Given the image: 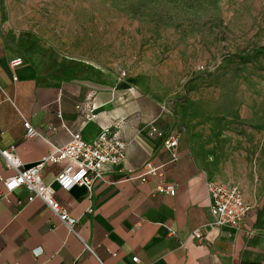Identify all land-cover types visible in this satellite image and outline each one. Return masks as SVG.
Returning <instances> with one entry per match:
<instances>
[{
	"label": "crops",
	"instance_id": "1",
	"mask_svg": "<svg viewBox=\"0 0 264 264\" xmlns=\"http://www.w3.org/2000/svg\"><path fill=\"white\" fill-rule=\"evenodd\" d=\"M2 18L0 149L13 146L29 166L65 145L69 132L90 142L102 128L127 146L124 161L107 167L90 192L79 185L65 191L55 184L65 162L45 166L42 181L55 188V199L75 219L71 229L41 199L28 201L24 187L0 195V264H254L247 253V215L238 227L214 226L205 186L218 179L204 170L182 135L178 159L170 162L162 140L150 132L154 124L163 133H178L159 96L144 90V79L116 81L101 73L55 79L25 59L11 68L17 35ZM25 120L43 136L25 137ZM147 161L165 164L174 195L155 191L157 177L138 178ZM13 173L0 156V175Z\"/></svg>",
	"mask_w": 264,
	"mask_h": 264
},
{
	"label": "rangeland",
	"instance_id": "2",
	"mask_svg": "<svg viewBox=\"0 0 264 264\" xmlns=\"http://www.w3.org/2000/svg\"><path fill=\"white\" fill-rule=\"evenodd\" d=\"M0 11L15 56L42 74L82 61L144 79L204 170L241 190L247 253L264 264V56H248L264 46V0H2Z\"/></svg>",
	"mask_w": 264,
	"mask_h": 264
},
{
	"label": "built area",
	"instance_id": "3",
	"mask_svg": "<svg viewBox=\"0 0 264 264\" xmlns=\"http://www.w3.org/2000/svg\"><path fill=\"white\" fill-rule=\"evenodd\" d=\"M22 62L23 60L20 57H14L10 62V66L14 68ZM124 76L125 72H122L121 77ZM57 117L61 118L60 111H57ZM86 117L89 119L90 115L88 114ZM23 127L25 137L43 136L29 121H23ZM60 127L65 128L62 123H60ZM50 128L55 131L57 126L51 125ZM150 132L162 140L164 148L170 153L169 161H176L178 159V133H163L154 124L150 126ZM69 135L70 139L65 145L55 147L53 151L41 156L29 166H25L19 159L13 146L0 149V156L5 164L14 171L8 177L0 175V183L4 189L0 192V195L4 197L17 188L24 187L29 192L28 201L34 198L41 199L51 212L71 229L75 219L69 216L66 209L55 199V188L51 184H45L42 181L43 169L47 164L65 162V165L54 179L55 184L65 191L79 185L90 192L93 183L102 179L104 170L107 167H117L124 161L127 143L117 138L108 128L100 129L96 137L90 142L85 141L78 132H69ZM164 166V163L155 165L147 161L144 163L143 171L138 178L144 182L147 177H157L159 181L155 191L174 195L175 185L166 181ZM205 187L210 201L213 225L217 227H238L249 211L241 190L234 184L220 180H209L206 182ZM89 212H91V209H89ZM192 234L197 239L201 236L198 230H194ZM85 249L93 252L86 245ZM132 260L136 262L137 258L133 257Z\"/></svg>",
	"mask_w": 264,
	"mask_h": 264
},
{
	"label": "trees",
	"instance_id": "4",
	"mask_svg": "<svg viewBox=\"0 0 264 264\" xmlns=\"http://www.w3.org/2000/svg\"><path fill=\"white\" fill-rule=\"evenodd\" d=\"M251 57H258L264 56V46L257 47L251 51L248 55ZM83 73H92L97 74L100 73L96 68L93 66L82 62V61H71L68 65H60L56 68L52 74H49L51 78L55 79H72L76 78L78 75Z\"/></svg>",
	"mask_w": 264,
	"mask_h": 264
}]
</instances>
